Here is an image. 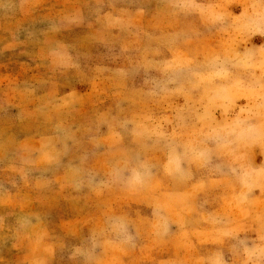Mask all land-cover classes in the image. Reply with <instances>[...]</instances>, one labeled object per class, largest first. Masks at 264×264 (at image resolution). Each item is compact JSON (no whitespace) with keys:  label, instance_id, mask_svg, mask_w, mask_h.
I'll use <instances>...</instances> for the list:
<instances>
[{"label":"rangeland","instance_id":"rangeland-1","mask_svg":"<svg viewBox=\"0 0 264 264\" xmlns=\"http://www.w3.org/2000/svg\"><path fill=\"white\" fill-rule=\"evenodd\" d=\"M0 264H264V0H0Z\"/></svg>","mask_w":264,"mask_h":264}]
</instances>
